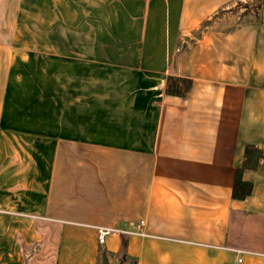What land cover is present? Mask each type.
Returning <instances> with one entry per match:
<instances>
[{
    "label": "crops",
    "instance_id": "1",
    "mask_svg": "<svg viewBox=\"0 0 264 264\" xmlns=\"http://www.w3.org/2000/svg\"><path fill=\"white\" fill-rule=\"evenodd\" d=\"M238 1L0 0V264H95L119 231L134 264H264V158L232 195L264 157V0Z\"/></svg>",
    "mask_w": 264,
    "mask_h": 264
},
{
    "label": "trees",
    "instance_id": "2",
    "mask_svg": "<svg viewBox=\"0 0 264 264\" xmlns=\"http://www.w3.org/2000/svg\"><path fill=\"white\" fill-rule=\"evenodd\" d=\"M243 5L244 10L238 16V22H241L243 17L252 15L253 19H259V9H260V0H256L254 2H245L242 4L241 1H238L237 6ZM243 21V20H242ZM204 22L203 24H205ZM167 85L165 88L166 93L175 94L184 96L187 94L190 86V82L185 78H177V77H168ZM260 158H264L262 152L256 146H246L244 152L243 162L240 168H237L234 176V183L232 189V195L238 198H244L246 195L250 193L251 184L243 182L240 178V172L243 169H254L257 166L258 160ZM120 235V244L119 248L116 252V256H120V262L122 263L126 258V245H127V237L123 234L122 231H119ZM110 255H114L113 253H109ZM101 256V253L98 256V260ZM135 263V261H134Z\"/></svg>",
    "mask_w": 264,
    "mask_h": 264
},
{
    "label": "rangeland",
    "instance_id": "3",
    "mask_svg": "<svg viewBox=\"0 0 264 264\" xmlns=\"http://www.w3.org/2000/svg\"><path fill=\"white\" fill-rule=\"evenodd\" d=\"M254 1L256 0H241L242 4H244L245 2H254ZM243 10H244L243 5H240L238 7V14L241 13ZM250 14L249 16H251V19H252L253 16ZM235 18H236L235 15L233 16L231 12H227V13H224V15H221L220 19L222 20H220L219 22H221L226 27H230V25L232 24V21L235 20ZM113 257H115V255H110L106 252H102L99 260L95 264H117L116 259L118 258L117 260L120 261V256H116L117 258L115 260H113ZM122 264H134V262L133 260L126 258L124 260V263L122 262Z\"/></svg>",
    "mask_w": 264,
    "mask_h": 264
},
{
    "label": "built area",
    "instance_id": "4",
    "mask_svg": "<svg viewBox=\"0 0 264 264\" xmlns=\"http://www.w3.org/2000/svg\"><path fill=\"white\" fill-rule=\"evenodd\" d=\"M111 229L109 228H98L97 229V240L99 243H103L105 241L106 236L109 234Z\"/></svg>",
    "mask_w": 264,
    "mask_h": 264
},
{
    "label": "water",
    "instance_id": "5",
    "mask_svg": "<svg viewBox=\"0 0 264 264\" xmlns=\"http://www.w3.org/2000/svg\"><path fill=\"white\" fill-rule=\"evenodd\" d=\"M119 264H121V263H119Z\"/></svg>",
    "mask_w": 264,
    "mask_h": 264
}]
</instances>
